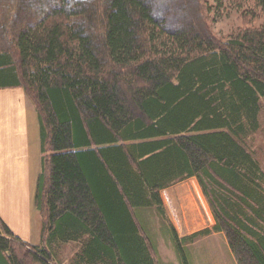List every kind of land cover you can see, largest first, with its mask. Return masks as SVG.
<instances>
[{
	"label": "trees",
	"instance_id": "trees-1",
	"mask_svg": "<svg viewBox=\"0 0 264 264\" xmlns=\"http://www.w3.org/2000/svg\"><path fill=\"white\" fill-rule=\"evenodd\" d=\"M152 1L0 0V89L23 88L39 113L44 224L42 245L27 246L0 219V264H53L70 242L85 264H157L140 212L164 214L161 191L191 177L215 225L173 235L181 264L180 243L212 232L238 264H264V170L248 148L264 24L223 39L208 0H189L177 28L163 16L172 1Z\"/></svg>",
	"mask_w": 264,
	"mask_h": 264
},
{
	"label": "rangeland",
	"instance_id": "rangeland-1",
	"mask_svg": "<svg viewBox=\"0 0 264 264\" xmlns=\"http://www.w3.org/2000/svg\"><path fill=\"white\" fill-rule=\"evenodd\" d=\"M157 1L154 0L152 2L154 4H162L166 3L167 0ZM171 1L175 15L170 12L168 7L167 10L169 11L167 13L169 14H164L163 16L169 17V27L177 28L182 24L176 20L183 15V9L186 12H188V9L190 10V2L189 0ZM205 3V7L208 10L207 14L210 16L209 24L212 32H215L223 39L239 34L243 30L257 28L264 24V13L251 1L226 0L219 9L217 6L212 5L213 2L211 0ZM259 120V130L249 139L248 148L254 153L255 158L260 162L264 170V98L261 100ZM183 187H192L195 191V198L200 211L199 223L197 224H186L179 202L172 198L173 193L179 190L182 191ZM161 197L165 208L164 214H161L156 207L141 210L140 215L148 227V232L144 230L142 232L153 241L154 249L152 253L157 264H181L173 235H193L209 228L215 222V219L195 177L178 181L162 190ZM136 221L143 229L140 219L136 218ZM226 239L224 233L212 232L207 235H198L191 241H182L180 244L190 264H238L231 249H228ZM55 245L57 246L53 252V264H85L78 256L81 251L80 242Z\"/></svg>",
	"mask_w": 264,
	"mask_h": 264
},
{
	"label": "crops",
	"instance_id": "crops-1",
	"mask_svg": "<svg viewBox=\"0 0 264 264\" xmlns=\"http://www.w3.org/2000/svg\"><path fill=\"white\" fill-rule=\"evenodd\" d=\"M42 157L35 105L21 87L0 89V219L27 246L43 243L44 224L36 207Z\"/></svg>",
	"mask_w": 264,
	"mask_h": 264
},
{
	"label": "bare ground",
	"instance_id": "bare-ground-1",
	"mask_svg": "<svg viewBox=\"0 0 264 264\" xmlns=\"http://www.w3.org/2000/svg\"><path fill=\"white\" fill-rule=\"evenodd\" d=\"M182 191L173 193L172 198L179 202V207L184 215L187 225L199 223L200 211L192 187H183Z\"/></svg>",
	"mask_w": 264,
	"mask_h": 264
}]
</instances>
